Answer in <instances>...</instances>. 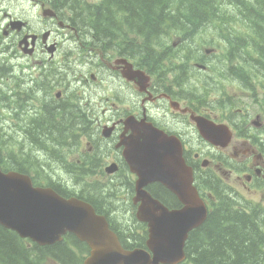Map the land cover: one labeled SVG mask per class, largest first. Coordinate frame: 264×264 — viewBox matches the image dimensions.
<instances>
[{
    "label": "flooded vegetation",
    "instance_id": "af4514ba",
    "mask_svg": "<svg viewBox=\"0 0 264 264\" xmlns=\"http://www.w3.org/2000/svg\"><path fill=\"white\" fill-rule=\"evenodd\" d=\"M44 4L42 3V6ZM13 20L15 19L7 17L3 20L5 23L2 24L1 40L10 39L12 41L10 52L12 55L0 61V77L13 73L12 71L16 67L23 68L30 76L24 74L22 77L16 78L15 80L23 83L15 82L17 86L13 88L10 86L5 89L0 85V110L10 117L9 120L5 119V124L0 121L1 130L9 133L21 124H25L23 118L29 112L32 113V119L28 120L33 122V126L41 125V123L47 122L45 116L50 115V109L58 107L56 104L58 102L67 110H70L73 104H77L78 109L83 110L87 116L88 124L82 127L87 132L78 130L83 134L78 136L76 144L65 150L64 158L57 152H52L50 148L49 155L46 149H42L39 157L41 166L37 168V175L54 177L56 173L63 172L73 182L77 179L89 180L88 178L92 176L102 181L101 185L104 186L105 193L109 194L112 191L111 185L113 187L121 185V189H123L128 182L131 189V184L135 181L136 176L131 173L123 156L121 139L131 132L130 129H126L127 120L134 118L135 121L151 122L155 127L180 139L184 158L193 169L195 180L198 173L210 171L240 192L231 181L234 175L237 178H240L241 175L244 176L254 188L252 186L249 188L248 185L245 187H248L251 196H258L257 201L264 211V111L259 109V113H254L239 108H236L237 111H233L230 107V98H227L222 103L225 108L217 121L212 101L203 99L201 95L186 97L178 85L161 83L170 77L168 70L177 72L185 66V61H180L181 53L187 49L184 43L189 37L181 36L184 31H175L180 34V38L172 40L171 44L160 50L162 51L161 60L155 61L158 64L151 67L150 61L153 59L149 57L148 52L145 57L139 58L136 44L130 38L124 39L121 34L116 33L117 36L111 41L97 44L94 42V37L93 39L88 37L87 33H82L60 15L45 18L47 25L40 30L37 28L33 31L28 30V23L25 20L26 23L22 29L14 28L13 25L16 26V24H12ZM188 31L192 36L191 39L198 36L192 29H188ZM210 31H215V29H210ZM206 34L209 33L206 32ZM25 35L28 36L27 40L32 48L28 52L32 53H25L23 48L25 43L20 44ZM33 35H38V38L33 39ZM63 38L73 42L78 41L80 45L76 47H81V49L75 50L81 51L82 56L79 57L78 63L84 65L83 70H80L77 76L82 83V91H77L76 94L72 93V89L70 90L72 80L68 78V73H75L74 63H77V58L73 57L74 48L63 50L61 44ZM51 45H53L52 49ZM216 49L218 48L213 47L212 50L203 49V51L208 56L214 55L222 58L224 53L216 52ZM1 51L4 52L5 48ZM204 56L201 57V60H204ZM15 58H21V61L37 66V75L31 76L32 71L29 66L19 60L13 62L12 59ZM208 67L201 61L195 64V68L203 71ZM137 69H141L138 75H136ZM144 71L148 75V81L143 80ZM224 75L232 77L229 73ZM208 76L211 80L215 78L212 70L209 71ZM174 77L178 82L181 81L180 76ZM232 78L234 79V77ZM105 85H107L106 89H104ZM7 95L14 101L16 98L21 100L27 96L29 100H33V106L14 107L6 102ZM86 97L88 103L84 102ZM94 110L95 112H93ZM68 112L70 113V111ZM194 116H203L215 122H219L222 118V122L227 123L234 131L229 145L226 147L215 146L203 139L198 133ZM23 136L22 134V142L29 146L31 141L23 140ZM31 144L34 142L32 141ZM25 145L23 153L26 149ZM51 146L59 150L52 143ZM71 151L74 152L72 160L67 161V155ZM50 155H55L58 161L49 157ZM62 159L63 162L64 159L66 160L68 167H72V171L66 170L65 166L61 164ZM49 164H54L50 168L56 173L47 169ZM112 166L115 167L114 173L108 171ZM89 170L92 173H89ZM123 182L125 183L123 184ZM156 188L158 189L157 186ZM199 191L208 207L211 206V199L214 196L207 189L199 188ZM77 193L79 196L87 198L91 196L85 192L84 188L77 190ZM164 193L167 201L165 202L170 207H180L179 202L174 203L176 198L174 194L169 190ZM82 196L81 199L89 201L95 206L96 204L100 205L101 210L108 214L112 212L107 215L109 218L118 217V212L109 207L105 208L107 203L98 199L97 196L91 199ZM248 199L252 200L251 197ZM130 206L133 210L132 214L136 218L138 204L132 199ZM124 224L111 225L124 231L133 230L134 224ZM135 229L141 230L138 234L144 238L141 245H145L148 238V225L136 224ZM120 237L125 241L124 234H120Z\"/></svg>",
    "mask_w": 264,
    "mask_h": 264
},
{
    "label": "trees",
    "instance_id": "16d2710c",
    "mask_svg": "<svg viewBox=\"0 0 264 264\" xmlns=\"http://www.w3.org/2000/svg\"><path fill=\"white\" fill-rule=\"evenodd\" d=\"M228 1L51 0V3L62 18H66L71 24L73 22L72 25L82 33H87L88 37H94L97 44L111 41L117 36L116 33L121 34L124 39L130 38L138 48L139 58L145 57L148 52L149 57L153 59L150 64L161 60L160 50L171 44V33L184 31L181 36L192 37L188 29H192L196 34L197 31L206 29V24L211 22L214 24L212 28L230 42L232 47L228 54L233 62L242 58L249 61L250 72L247 74L238 71L235 76L234 69H239L236 63L227 73L246 82V89L257 99L259 95L264 94V0H232V14L227 11ZM1 35L0 29V39ZM56 104L58 107L50 109V115L45 116L47 122L33 126V122L28 120L32 119V113L29 112L24 115L25 124L10 131L15 139L23 134V140L34 142L29 146L21 142L22 147L26 146L24 153L19 147L20 153L14 151L8 162L15 170L32 175L36 183L38 167L35 170L30 168V173L26 160L38 159L42 149H46L49 155V148L64 158L65 152L61 150L76 144L78 136L83 134L78 130H84L82 127L88 124L86 114L78 109L77 104H73L70 110L60 102ZM4 143L5 137L0 134V148ZM51 143L60 151L53 148ZM6 149L9 150L10 147L6 146L2 150ZM43 181L63 195H78L62 190L57 179L48 177ZM195 184L198 188L210 191L214 198L211 199L205 222L189 233L185 249L188 259L181 264H264V211L259 204L241 195L210 171L198 173ZM95 185L97 184L85 182L84 187L92 190L88 194L100 199L105 195V191L99 189L95 193ZM111 189L117 192L119 188ZM149 190L164 202L163 194L167 190L163 186L152 185ZM111 199L121 203L120 198ZM174 203H178L176 198ZM96 207L101 209L98 204ZM118 214L121 222H127V214ZM114 230L118 231V228ZM121 232L125 235V241H122L125 247L142 246L144 238L141 235L133 230ZM88 252V245L79 241L73 234H68L61 242L40 246L0 225V264H45L47 258H51L56 264H82Z\"/></svg>",
    "mask_w": 264,
    "mask_h": 264
},
{
    "label": "water",
    "instance_id": "95a60500",
    "mask_svg": "<svg viewBox=\"0 0 264 264\" xmlns=\"http://www.w3.org/2000/svg\"><path fill=\"white\" fill-rule=\"evenodd\" d=\"M49 11H45L47 14ZM20 26V24H18ZM200 135L227 145L232 132L225 124L195 117ZM132 130L122 141L123 155L136 173V217L149 226L147 248H127L94 207L77 198L66 199L50 187H35L31 177L0 167V225L40 245L63 240L73 233L90 247L83 264H179L186 259L189 233L205 222L208 208L193 185V171L183 157L177 138L141 121H127ZM115 168L108 169L109 172ZM160 182L182 206L169 210L146 187Z\"/></svg>",
    "mask_w": 264,
    "mask_h": 264
},
{
    "label": "rangeland",
    "instance_id": "374dc122",
    "mask_svg": "<svg viewBox=\"0 0 264 264\" xmlns=\"http://www.w3.org/2000/svg\"><path fill=\"white\" fill-rule=\"evenodd\" d=\"M46 2L44 4V7H51L53 6L51 3V0H35V1H30V0H0V28L2 29V24L5 23L3 20L7 17L9 18H14L15 20H25L27 24V28L30 31L36 30L37 28L40 30L41 28L45 27L47 25L46 21L44 20L45 18L43 17L42 11V3ZM48 3V4H47ZM51 5V6H50ZM230 5V6H229ZM231 6H233L232 0H229L227 3V11L231 13ZM245 14V13H244ZM69 15V13H68ZM251 15L249 14V17ZM214 24L209 22L206 24L205 28L206 29H201L200 31H197L198 36L194 37L191 39L188 37L187 41L184 43V46L187 47V49L181 53V59L180 61H185V66L182 67L179 71L171 72V70H168L170 72V77L168 79H165L161 81L162 84L169 85V83H174L178 85L183 91V94L186 97H193L194 95H201L203 99H206L207 101H212V108L213 112H215V115H217V120H219L220 115L223 113L224 108L222 105L218 104V100L220 96H223L225 98H230V103L232 106L231 109L233 111H237L238 109L236 108H242L247 110L249 112H258L260 109V101L262 102V95L259 96V98L256 100L253 96L251 95H245L247 93L246 87L247 83L240 82L239 79H233L232 77H228L227 75H224L225 73L231 71L233 69V64L236 63L239 67V69H234V75H238V71L242 72L243 74H247L249 71L250 63L248 60L242 58L239 61H234L232 58L229 56V51L231 50V44L223 36L219 31H210V29H213L212 26ZM207 32L209 34L206 35H200L203 32ZM15 35V34H14ZM13 35V36H14ZM69 37V36H68ZM170 37V36H169ZM28 36L25 35L23 40L21 41L22 43H25L24 45V50L25 53H29L28 51H31L32 48L29 46V42L27 40ZM22 39V37H21ZM206 39V41H205ZM174 40V39H172ZM3 42V43H2ZM62 46L63 50L74 48L75 50L81 49V47H76L77 45H80L78 41H69L65 40L63 38L62 40ZM211 46L218 48L216 49V52H222L224 53L222 55V58H218L214 55L208 56L203 51L206 50L207 48H211ZM11 47H12V41L10 39H7L6 41H2L0 39V61L7 59L8 56H11ZM212 47V48H213ZM5 48V51L2 52L1 50ZM50 48H53V45L50 46ZM183 51V50H182ZM18 54V53H17ZM205 55V56H204ZM81 51H75L73 53V57L77 58V63H74L75 66V73H68V78L72 80V85L70 86V90L72 89V93L76 94L77 91H82V83L81 81L78 80L77 76L80 70H83L84 65H81L78 63L79 57H81ZM204 56V60H201V57ZM21 59V58H20ZM20 59H12L13 62H16V60L21 61ZM201 61L202 64H206L208 67L207 70L203 71L200 69L195 68V64L197 62ZM25 63L27 66H29L30 71H32L31 76H36L37 75V66H35L33 63ZM155 64L158 63H152L151 67L154 66ZM212 70L215 78L214 80H211L208 76L209 71ZM262 70L264 72V67L262 66ZM90 71V70H89ZM13 73H9L4 75L3 77H0V85L8 89V87L11 86V88L16 87L17 83L22 84L23 82H19L15 80L16 78L22 77L24 74L25 76H30L26 70H24L21 67H16L13 71ZM223 74V75H222ZM174 76H180L181 81L178 82L176 77ZM262 84H264V80H262ZM107 88V85L104 86V89ZM1 93V92H0ZM88 97V95H87ZM86 97V98H87ZM6 102L9 103L10 105H13L14 107H17L21 105L22 107H31L33 106V100H29L28 97L26 96L24 99L18 100L16 98V101L12 100L8 95L6 96ZM85 103H88V98L84 100ZM259 106V107H258ZM95 112V110L93 111ZM5 119L9 120L10 117L5 113L0 110V121H5ZM1 124V123H0ZM5 124V123H4ZM2 127L0 125V134L5 137V143L2 148H0V159L5 162L7 166H11L10 163L8 162L11 158V154H14V151H18L20 153L19 147L23 151V147L20 145L22 142V135L19 136L18 139H15V136L11 135L13 134L12 132L6 133L3 132ZM85 140V138H83ZM10 147V149L2 150L5 147ZM66 147L61 151L67 150ZM8 151V153H5ZM73 151L69 152L67 155V161L72 160L73 157ZM49 157L53 158L54 160H57V157L55 155H50ZM39 158L36 160H26V167L27 170L31 168L32 170L36 169L39 167ZM66 168V170L72 171V167H68L66 160L64 159L63 164ZM54 166V164H49L47 165V169L52 172L56 173L53 169L50 167ZM94 168V167H92ZM30 172V171H29ZM31 173V172H30ZM60 172L56 173L55 179H57L59 182H62L65 185H69L70 187H73V181L71 178L66 174V173H61ZM89 173H92L89 170ZM38 181L43 183V180L45 178H40L37 176ZM89 180H79L77 179L78 187L79 188H84L85 192L88 193L89 191H92L91 189H86L85 182H88V184H97L95 185V193L97 190H104V187L101 185L102 181H99L98 179H95L94 177H89ZM103 181H106L103 179ZM247 179L242 176L240 179L237 178V176H233L231 183L240 191V194L243 196L251 197L252 199H256V202L258 200V196H251L249 194V191L245 187V182ZM125 182H123L124 184ZM248 186L253 185L248 184ZM88 188V186H86ZM111 187H113L111 185ZM118 187V191H112L109 193H105L100 199L104 202H106V206L109 208H112L113 210H116V212H124L127 214V222L122 221L120 219L119 214L117 215L115 219L117 220V224H134L133 231L134 233L140 232V230L135 229L136 224H141L135 220L134 215L132 214L133 210L130 206V199L132 198L131 192H130V183L126 182V186L121 189V185L116 186ZM103 188V189H101ZM91 195V194H90ZM95 197V195H91V198ZM112 197H117L121 199V203H117L115 200L111 199ZM112 212H110L111 214ZM45 264H54L52 263L49 259L46 260Z\"/></svg>",
    "mask_w": 264,
    "mask_h": 264
},
{
    "label": "bare ground",
    "instance_id": "6f19581e",
    "mask_svg": "<svg viewBox=\"0 0 264 264\" xmlns=\"http://www.w3.org/2000/svg\"><path fill=\"white\" fill-rule=\"evenodd\" d=\"M88 3V2H87ZM95 4V3H94ZM172 13V12H171ZM175 18V17H174ZM170 19V18H169ZM17 21H19L22 25H23V27H24V25H25V21H23V20H17ZM87 23V22H86ZM72 24H74L73 22H72ZM101 25H103V24H101ZM105 26V25H104ZM172 26V25H171ZM108 31V30H107ZM96 35V34H95ZM109 44V43H108ZM120 93V92H119ZM1 160V159H0ZM1 163H2V165L6 168H12V166H7L6 164H5V162L3 161V160H1L0 161ZM2 165L0 164V167H1V169H2ZM39 166H41V164H39ZM37 176H39L40 178H48V177H44V176H40V175H37ZM37 176H36V180H37V183L36 182H34V180H33V185L35 186V187H43V183L42 182H39L38 181V178H37ZM49 178H53V179H55V176L54 177H49ZM61 183V189L62 190H64V191H67V192H69V193H73V194H78L77 193V190H82L83 188H79L78 187V183H77V181L75 180V182H73V187H70L69 185H65V184H63L62 182H60ZM53 190H55L53 187H51ZM58 194H62V193H60V192H58L57 190H55ZM82 196V195H81ZM81 196H78V195H71V196H69L68 198L70 199V198H79V199H81ZM164 196V195H163ZM82 197H84V196H82ZM201 197V196H200ZM84 198H86V199H91V196H89V198H87V197H84ZM164 198H165V200H164V202L162 201V203L169 209V210H174V209H179L180 207H178V208H173V207H170L166 202V197L164 196ZM202 198V197H201ZM203 199V198H202ZM204 200V199H203ZM166 201V202H165ZM87 202V201H86ZM205 202V201H204ZM88 203H90L93 207H94V209H95V212L98 214V215H102V216H104L105 218H106V220L108 221V223L109 224H117V220L115 219V218H109L107 215H109L107 212H105V211H103V210H101L100 208H97L93 203H91V202H89L88 201ZM205 204H206V206H207V208H208V214H209V211H210V207L211 206H209L208 207V205H207V203L205 202ZM207 217H208V215H207ZM207 219V218H206ZM141 224H147V223H145V222H142ZM203 224V223H202Z\"/></svg>",
    "mask_w": 264,
    "mask_h": 264
}]
</instances>
